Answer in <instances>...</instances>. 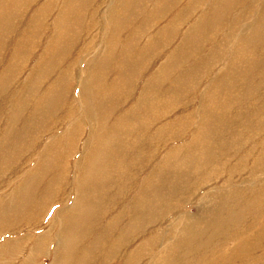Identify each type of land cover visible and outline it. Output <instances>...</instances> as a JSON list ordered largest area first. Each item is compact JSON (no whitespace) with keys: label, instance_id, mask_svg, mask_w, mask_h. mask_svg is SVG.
Masks as SVG:
<instances>
[{"label":"bare ground","instance_id":"1","mask_svg":"<svg viewBox=\"0 0 264 264\" xmlns=\"http://www.w3.org/2000/svg\"><path fill=\"white\" fill-rule=\"evenodd\" d=\"M24 1L34 3L32 16L27 21L30 25L25 31L26 35L13 36L6 42L7 36L10 38L8 32L14 24V15L24 8ZM60 1L61 7H56L57 2L54 3L52 0H46L43 3L39 0H0V50L1 47L8 45L9 51L3 62V69L0 70V96L5 98L0 101V108L6 106L9 110L6 120L8 124L19 120L23 122L17 127L19 133H16L11 141H8V135L0 134L2 137L0 139V172L5 171L6 163L14 157L24 162L39 157L31 173L27 175L29 185L16 192L8 191L6 197L0 196L1 208L11 196L13 201L18 198L20 204L24 205L20 211H14L11 217L5 216L0 211V229L2 230L0 236L6 235L4 243L0 244V264H14L13 259H17L16 264H35V258L48 251L50 252L48 256L52 259L50 264H158L161 258L165 264H179L180 259L192 255L191 248L199 237L205 234V230L199 232L194 225H188L186 222L183 225V220L176 217L168 219V216L179 210L181 205L193 202V198L196 197H198L199 207L219 204L222 208H227L226 213L217 221L225 220L228 223L236 216L238 221L241 220L240 217L247 219L249 214L246 204L252 201L250 209L252 224L248 225V228L252 229L253 233L250 240L240 242L238 249H244L239 253V262L236 264H264V224L262 223L264 152L260 155L258 153V160L254 159L256 156L254 151L255 148L257 149L260 136L259 129L264 126V108L256 107L249 110L255 118L253 122L245 121L248 117L243 112L237 117L240 128L241 126L249 128L239 132L240 136H245L243 139L246 140L245 146L239 143L242 140H239L238 134L237 138L230 141L228 150L225 143L214 146V143L205 144L204 141L206 135L211 134V128L225 123L230 125L232 122V119L225 121L219 117L227 108L223 105L224 100L221 99L219 103L221 113L217 111L218 107H213L217 105V98H223L219 96L218 90L233 93L236 89L232 86V80L235 79L246 84L255 81L264 83L259 80L264 78V46H262L264 6L258 10H244L243 14L256 16L254 21L247 22V26L244 25L251 28V32L246 41L238 40L239 48L231 52L232 58L224 70L226 76L224 88L216 86L206 92L204 98L212 97L209 100L212 107L208 112L201 108V117L196 123L192 142L166 149L170 144L168 140L180 134H176V130L162 132L161 129L164 128V125H161L162 121L167 123L166 125L173 124L175 127V123L181 122L180 127L184 126L185 130L187 128L190 130L192 127L187 124V121L193 117L178 115L176 119L172 118L171 122L167 118L160 117L161 113L167 112V98L163 92L167 91L172 95L189 92L205 74V69L206 72L209 71L207 65L212 63L209 62L212 59L210 54L215 53L213 57L222 54L220 48L213 47L208 52V58H204L199 65L188 68L183 65L192 60L191 57L195 58L204 48L205 35L200 33L199 29L205 27L209 30L215 25L218 26V17L221 14L215 10L211 14L212 22L208 25H190L189 31H195L186 32L177 47L176 54L173 53L169 62L171 73H162V66H159L154 74H150L151 80L148 81L149 84L141 92L140 97L136 98L138 102L135 107L128 109L127 111L130 112L124 117L120 116L121 119L115 123L111 122L112 129L106 132L105 125L115 118L123 96L127 95L126 99L131 98L132 90L127 88L125 95L122 84L125 83L130 88L135 87L136 81L147 75L149 70L144 71L146 67L149 64L150 68L152 67L151 60L154 59L153 52L156 50L154 47L162 44L154 40L148 41V44H141L139 31L127 27L131 11L137 13L138 18L146 21H150L149 19L155 16L154 8L147 3L149 0H107L106 2L109 3L105 6L110 5V8H106L105 19L107 20L104 24L110 33L106 38L105 48L100 52V58L97 59L98 56L95 55L96 57L93 56L89 61L86 73L83 75L85 87L81 90V101L88 104V109L86 108L84 112L91 121L89 123L91 126L88 129L84 128L81 134H78L75 130L77 127H74L66 134L65 139L59 140L67 145L65 157L59 159L56 157L59 148L56 141L47 145L42 155L37 142L42 139L44 132L42 130L48 126L49 129L52 128V131L56 126L55 123L61 122L65 112L57 113L55 116L43 118L41 116L48 109L64 110L61 104L67 100L65 94L62 98L66 91L64 87L67 85L68 88V83H65L67 72L76 66L79 60L80 51L74 49H76L75 44L83 38L79 34L80 23L77 22L81 16L76 17V14L84 5L94 6L95 11L100 10L102 6L96 4L98 1L103 3V0ZM60 1L58 0V3ZM223 1L218 0L216 8L224 5ZM117 3L121 5L122 10H118L117 15L109 14ZM164 3L166 2H159V4ZM193 5L192 3L190 7L192 8ZM166 11L167 9L161 10V12ZM183 12H187V8ZM82 14L84 15L83 12ZM185 17L187 16L179 14L169 20L167 26L163 28L167 29L163 30V34L172 35L182 26ZM34 21H36L35 25H33ZM45 22L51 24L49 28L52 30V39L46 41L44 38H39L40 48H42L40 56V50L37 51L32 44H35L34 32L37 33L42 24L46 26ZM140 24L143 26L142 23ZM146 26L150 31L153 24H149V28L148 25ZM42 28L45 29L44 26ZM197 43L199 48L194 47ZM149 48L153 52L147 55ZM8 57L9 60H7ZM223 58L224 54L221 59ZM30 59L35 61L28 62ZM6 60L9 62L5 63ZM241 67L246 68L245 72L238 73L235 78L232 72H238ZM112 73L113 76H111ZM21 75L26 77L25 84L23 82L20 89L12 90L6 87L9 80L13 81ZM49 80L51 83L48 82ZM168 80L169 86H165ZM95 81L97 84L93 88ZM160 89H163L164 95L160 93ZM37 94L53 100L42 102V97L36 96ZM99 99L101 103H97ZM174 104L177 111L182 110L180 108L183 106L177 104L176 100ZM93 105H96L97 109ZM98 109L101 111H98V115L92 113ZM234 109L232 112L230 104L227 110L229 116H233V113L242 107L234 106ZM132 116L134 119L131 121ZM22 117L24 119H21ZM184 117L185 120H182ZM125 121L127 123L124 125ZM166 127L171 128V126ZM255 127L258 128L255 129ZM152 128L153 130H150ZM14 129H16L15 125ZM87 130L89 134L86 138ZM213 133L217 136L219 130H213ZM77 142L84 145L85 151L86 149L89 151L85 152V158L79 157L77 160L78 167L83 168V172L77 176L76 188L74 187V191L69 194L64 191L67 187L65 180L68 173V164L65 159H68L72 153L75 155L79 147L76 145ZM262 144L260 143V148L264 147ZM30 150L33 152L28 156ZM133 152H137V155H131L126 159V156ZM156 154L161 155V161L156 162L158 164L156 167L155 164L151 167L148 163L155 162ZM205 154L208 157L227 154L231 155V158L223 161L220 157L218 162L212 163L210 160L205 161ZM246 155L247 157L243 160ZM15 167L14 170H17V166ZM51 167L54 169L52 176L47 173V169ZM151 169L154 171L148 173ZM43 176L53 179L46 188H42L40 183ZM15 177V172L10 175L11 180L16 183ZM220 190L226 193L221 200ZM62 203L67 206H60ZM54 206L59 209L50 216ZM256 209H260L261 217L254 214ZM184 218L186 220L187 216ZM211 218L215 219L214 213L211 214ZM46 224H48L47 230L42 231ZM229 226L217 229L221 239L231 237V233L226 231ZM31 230L38 234L33 238L26 237V233ZM159 234L162 238H166L161 251H157L160 243ZM176 236L178 238L174 240ZM218 240L216 233H210L206 235L205 242L199 248L207 250V243L212 245ZM54 241L55 245L51 246ZM26 250H29V253ZM208 251L216 253L212 249ZM258 251L261 255L257 254Z\"/></svg>","mask_w":264,"mask_h":264},{"label":"rangeland","instance_id":"2","mask_svg":"<svg viewBox=\"0 0 264 264\" xmlns=\"http://www.w3.org/2000/svg\"><path fill=\"white\" fill-rule=\"evenodd\" d=\"M45 1L46 0H39L40 3H43ZM52 1L54 3L57 2L56 7L62 6V2L60 0H59L60 3H58V0H52ZM106 1L107 0H103V3L98 1V3L96 4L97 6H102L100 10L95 11L93 10L94 6L84 5L78 11V14H76V17L81 16L80 20H78L77 22L80 23L78 26L79 34L80 36H83V38H80L81 40L75 44L76 49L74 50L80 51V57H79L78 62L76 63V66H73L72 68H70L69 71L67 70L68 71L67 72L68 74L67 82L65 83L66 84L68 83V88H67V85L64 87L66 88V91L63 90L65 91V93H63L62 95V98H63L65 94L67 100L65 101L64 104H61L62 109L64 110L61 111L60 109H55V108H53L52 110L48 109V111H46V113L41 116V118H43L45 116H55L57 113L61 114L63 111L65 112L64 116L62 117L63 119L60 120L61 122H56L55 123L56 126L54 127L52 131H51L52 128L49 129L48 126L46 128L48 130H46L45 128L42 130L44 131L42 133V139H40V141L37 142V147L40 148L41 155L45 152V147L47 145H50L52 141H56V145H59L56 157L59 159L62 157H65L67 145L63 144L64 142L62 141L60 142L59 140L65 139L66 134L70 132V130H72L74 127H77L75 128V130L78 132V134H81L84 128L88 129V127L91 126L89 125L91 121L88 120V117L84 112L86 108L88 109V104L86 102L84 103L83 101H81L82 100L81 90L85 87V85H83V82H84L83 75L86 73L87 65H89V61L93 58V56L95 58L96 57L95 55L98 56L97 59L100 58L99 56L100 52L103 51V49L105 48L106 38L108 34L110 33V31H108V27H105V24H104V22H106L107 20V18L105 19V12L107 11L106 8H110V5L105 6L107 3H109ZM217 1L218 0H165L163 2H166V3L163 5V4H159L160 1L158 0H149V2L147 3L151 8H154L153 11L155 13V16L152 19H149L150 21L142 20L140 19V17L138 18V14L137 13L135 14L134 11L130 12L131 14L128 16L130 22H128L129 25H127V27L131 29H137L139 31L140 33L139 40L141 39L140 43L148 44V41L154 40L156 42L160 41L157 43H162V44H158V47L155 46L154 49L156 50L154 52L150 48L146 52L147 55L150 52H153L155 54L153 57L154 59L151 60L152 67L150 68V64H149L144 70V71L149 70L147 75L139 78L138 80L136 79L137 81H136L135 87L130 88L127 84L126 85L125 83L122 84L124 91H125V95H126L127 88L132 90V91L130 90L131 98L126 99L127 95L126 97L123 96V99L124 100L126 99V100L123 101L122 99L120 101L121 103H120L119 111L115 113L116 116L114 119H112L113 121L109 122L111 125L109 123H106L105 125L106 132H110V130L112 129L113 124L111 122L115 123L117 120L121 119L119 118L120 116L124 117L130 112V111L129 112L127 111L128 109H130L131 107H135V105L138 102L136 98L140 97L141 92L144 89H146L145 87L149 84L148 81L151 80V77L149 76L150 74H154L159 66H162V70H161L162 73H165V74H167V72L169 74L171 73L169 62L171 60V57L174 54H176L177 47L179 46V43L185 37L186 32L190 30V27H191L190 25L210 24L212 22L211 14L214 13L215 10H218L221 14L220 17H218L219 25L218 26L215 25L213 29H209V30H206L205 27L204 29H199V32L205 35L206 42H205L204 48L196 56L197 58L191 57V59L194 61L190 60L188 62L189 64L184 63L183 65L186 68L190 66H194V65L196 66L199 65L203 61L204 58H208V52L213 47L220 48V52L222 54H219L218 56L215 55L214 57H213V54L215 53L210 54L212 59L209 62H212V63L207 65V68L209 71L206 72V69H205V74L199 78V81L194 85L193 88L190 89L189 92L180 93L178 95H172V94H169V92L167 91L163 92V89H160V93L163 92L167 98V112L161 113L160 117L167 118L168 120H170V122L172 118L174 120L176 119V116L178 115H183L185 117L186 116L193 117V119H190L189 121H187L188 119L186 120L187 124H190V126L192 127L190 130H187L188 128L185 130L184 126L180 127L179 124L181 122L175 123L176 125L175 127L173 124L166 125L167 123L162 121L161 125H164L163 130L161 129L162 132H165L166 130L173 132L176 130V134L178 133L180 134L179 136L172 137L173 139L170 138L168 140L170 144L169 146L166 147V149H171V147H174V148L179 147L182 145H186L189 142H192L193 140L192 136L195 134V131H196V125H197L196 123H198V119H200L201 117L200 116L202 112L201 108H203L206 112H208L211 110V107H212L209 104V100L212 97L204 98V96L206 95V92L212 87H216V86H219L221 89L224 88V81L226 80L224 70H225L226 64L232 58L231 52L237 47L239 48L238 40L246 41V38L249 36V33L251 32V28L245 27L244 25L247 26V22L249 23V22L254 21L256 19V16H254L253 14H247V15L243 14L244 10L245 9L258 10V9L263 8L264 6V0H257V1L248 0V2H246V0H234V1L224 0L223 1L224 5L216 8L215 5ZM26 2L28 1H24L25 3L24 8L18 13H16V15H14V24L16 26L14 24L11 26V29L8 32V35L10 36V38L7 36V38L5 39L6 42L11 40L13 36L21 37V36L26 35L25 31L28 29V26L30 25V22H27V21H29L30 16H32V9L34 6V3L28 2L26 4ZM192 3L194 5L191 8L190 5ZM186 8H187V12H183L186 10ZM165 9H167L166 12H161V10H165ZM118 10H122V7L121 5L117 3L114 6V8L110 10L111 12L109 14L117 15ZM136 10H138L137 7H136ZM81 11L84 13V15L82 14ZM241 13L242 15H240ZM179 14H181V16L182 15L187 16L185 17L186 19L182 21L183 22L182 26H180L179 29L174 31L172 35H169V36L164 35L163 32L166 31L167 29H163V28L167 26V23L169 22V20L175 18L176 15H179ZM53 15L55 14L53 13ZM83 16H84V21H83ZM161 19H163V21H161ZM35 22L36 21H34L33 25H35ZM45 23H46V26L42 24V27L44 26L45 29L41 27V29L38 30L37 33L34 32L35 44H32V45L33 47L37 48V51L42 49L40 48L39 38L41 39L44 38V40L46 41H50V39H52V30L51 28H49L51 24L50 22L49 23L45 22ZM140 23H142L143 26ZM149 24H153V27H151L150 31L147 30V26H146L148 25V28H149ZM194 31L195 30L189 31V32L193 33ZM207 33L210 35L208 36ZM248 44L250 43L248 42ZM188 45L191 46L190 44ZM262 46H264V43L262 44ZM194 47L199 48L200 46L197 43L196 45H194ZM1 48L2 49L0 50V55H1L0 70L3 69V65H4L3 62L6 59V55H8L9 53L8 45L1 47ZM223 54H224V58L221 59ZM39 55L40 56L42 55V50L39 51ZM35 59H30L28 60V62L30 61L34 62ZM7 60H9V57L7 58ZM7 60L5 61V63L9 62V61L7 62ZM113 67L114 68L116 67L115 63ZM245 70H246L245 67H241L238 69V72L235 71L232 73L235 75L234 77L236 78L238 73H244ZM113 75L114 74L112 73L111 76ZM25 77L26 76L21 75V76H18L17 79L15 78L13 81L9 80V84L8 85L6 84V87L11 88L12 90L20 89L21 84L25 81ZM110 80H113V79H110ZM259 80L264 81V78L259 79ZM109 81L107 82L108 84H109ZM48 82L51 83V80H49ZM232 83H233L232 86H234L236 91H233V93H224V91L218 90L219 96L223 98H217L218 99L216 100L218 101L217 105H214L213 107H218L219 109L217 111L221 113L219 103L221 102V99H222L224 100L223 105L227 106L225 110L226 113L230 107V104H231L232 112L235 110L234 106H240L242 107V109L236 110L233 113V116H229L230 115L229 113L227 114L225 112L222 113L219 117H221L225 121L232 119L231 124L228 125L227 123H225L220 126H214V128H211L212 129L210 131L211 134H207L204 139L205 144L214 143V146H218L219 144L225 143L227 145L226 150L229 149L230 141L234 139L237 136V134H238L239 140H242L239 143L245 146L246 140H243L245 136H240L239 132L240 131L243 132L244 128L246 129H249V128L245 126L243 127L241 126L240 128V126H238L236 119L239 116V114L243 112L244 115L245 116L247 115L246 117H248L245 121L250 120L251 122H253L255 118L252 115V112L250 113L249 110L254 109L256 107L258 109L264 108V83H259L255 81L253 83L246 84L243 81L239 82L237 79L232 80ZM95 84H97L96 81L92 85L93 88ZM44 85L46 84L44 83ZM100 85L102 87V84ZM165 86H169V80L168 82L167 81L165 82ZM42 94L36 95L38 97H42L41 98L42 102L53 100L49 98H44L43 96H41ZM2 100H5V98L4 96L1 95L0 101ZM174 100L177 101V104H181L183 106L182 108H180L182 109L181 111L183 112H181L180 110L177 111L178 109L174 104ZM67 103L68 105L70 104L71 105L68 106ZM97 103H101V99H99ZM201 103H203V105H201ZM65 104L67 106H64ZM93 107L97 109L96 105H93ZM98 111L101 112L100 109H98L97 111L92 112V113H94L95 115H98ZM235 113H237V115ZM27 114L28 112L26 111V117H27ZM206 114L202 117L203 119L205 118ZM8 116H9V110L6 108V106L1 107L0 108V134L8 135V141H11L12 139H14L15 134L19 133V131L17 130L18 129L17 127H19V125H22L23 122L19 120L18 122H15V123L12 122L11 124H8L6 121ZM185 117L182 120H185ZM21 119H24V117H22ZM130 119L132 121L134 117L132 116ZM194 120L195 122H193ZM80 123H82L83 125ZM123 123L125 125L127 122L125 121ZM48 124L50 125V123ZM95 124L97 125L98 123H95ZM14 125L16 129H14ZM166 126H171V128L169 127L167 128ZM185 127H187V125H185ZM257 128L258 127H255V129ZM40 129H42L41 126H40ZM150 130H153V128ZM213 130H219V133L217 136L214 135ZM232 130L234 131V134ZM259 130H260V136L258 138L257 149L260 148V143H263L262 145L264 146V139H263L264 138V126H261ZM88 134H89V130H87L86 138ZM253 137H255V135H253ZM1 138L2 137L0 136V139ZM146 139L152 140V138H147V137ZM76 145H78L79 147L76 152L74 151L75 155H73L72 153V155L68 159H65L66 163L68 164V173H67V179L65 180V182H67L66 183L67 187L64 191L68 192L69 194L74 191V187L76 185L75 183L77 182V176H80V174L83 172V168L78 167L77 160L79 159V157H84L85 152L88 153L89 151L88 149H86L85 151L84 145H81V143L79 142H77ZM88 148L89 149L91 148V144L89 145ZM257 149L255 148V151H254L256 155L254 157L255 160H258L259 155L264 152V147H261L259 151ZM32 152L33 150H30L28 153V156H30ZM131 155L136 156L137 152L128 154L126 156V159ZM86 156H88V154H86ZM155 156L156 158L158 156L157 159L154 158L155 162L152 161V163L151 162L148 163L149 165H151V167L153 166V164H155V167H156L158 165L156 162L158 160L161 161L160 154L159 155L156 154ZM220 157L223 161H227L228 159L230 160L231 155H227V154L220 155L219 154L217 156L212 155V157H208L205 154V161L210 160L212 163L218 162L220 160ZM246 157L247 155L243 158V160ZM38 158L39 157L31 159V161L29 162L28 161L24 162V161L18 160L19 158L14 157L9 162H7L5 171H3L2 173L0 172L2 175V178L0 179V196L4 195L3 197H6V194L8 191L16 192L18 189L27 187L30 183L27 178V175L28 173H31V170L34 168V165ZM145 161L148 162L147 160ZM15 166H17L18 168L17 170H14L16 168ZM152 171L154 170L151 169L150 171H148V173ZM14 172L16 176L15 177L16 183L10 178V175H12ZM47 173L48 175L52 176L54 173V169L52 167L47 169ZM247 174H242V175H247ZM143 175H145V173H143ZM51 179L52 178L51 177L49 178V176H43L40 182L42 188L44 187L46 188L51 183ZM220 191L222 193V197L220 198L221 200L226 195V193L223 190H220ZM197 199L198 197L193 198V202L181 205V208H179V210H177L175 213L169 214L168 219L176 217V219L183 220V225H184V222L188 223V225H194L197 228L196 230L199 232L206 230L207 232L206 235H210V233H216L219 240L218 242H215V244H212V245H210V243H207V250H204L202 248H199V246L205 242L206 236H204V234L201 235L198 241L195 243V245L191 248L193 250L192 255H189L188 257H183L182 259H180L179 264H236L238 263L239 253L242 252V250L244 249V248L238 249L240 248L239 244L241 241L244 243L247 240H250L251 233H253V230L252 229L249 230L248 228V225L252 224V214L250 212V209L252 207L253 202L249 201L246 204L248 214H249L247 219H243L242 217H240L241 220L238 221L237 216L233 217V222H232L233 226L230 225L226 229V231H228L227 233H231L230 234L231 237L230 238L223 237L221 239L220 235L217 234L216 227L214 226V223L216 222L215 219L210 218L209 216L212 213L215 214V211L220 210V208L223 210H227V208H222L219 204L199 207L200 204L197 203L198 201ZM12 201H13V196H11L6 202H4V204L2 205V208L0 207L1 213L5 214V216L11 217V214L14 211H20L22 207L24 206L23 204H20V201L18 198H16L15 201L13 202ZM60 206L65 207L67 206V204L62 203ZM56 209H59V208L57 206H54V208L52 209V212L50 213V216L54 214V211ZM254 214H256L257 217H261L260 209L254 210ZM186 216L187 218L185 220L184 217ZM47 219H52V218H47ZM50 223L53 225L52 222ZM262 223L264 224V215L262 218ZM219 227H222V225L220 224ZM47 228H48V224H46V226L42 229V231L47 230ZM0 231L2 230L0 229ZM26 234H27L26 237L33 238L38 233L34 232V230H31V231H28ZM22 235H24V233ZM15 236L18 237V235H15ZM8 238H10V236H8ZM177 238L178 236L174 237L173 239L176 240ZM5 239H6V235L0 236V244L4 243ZM165 239L162 238L159 234L160 243L158 244L157 251L162 250V248L164 247L163 242ZM54 245H55V241L52 243L51 246H54ZM208 249L210 250L212 249V251L216 253L213 254L210 251H208ZM26 251L29 253V250H26ZM250 251L252 253V248H250ZM49 253L50 252L48 251V253L46 252V253L40 254L37 258H35L34 263L35 264L52 263L51 256H48ZM180 253L181 252H179V254ZM235 254H236V257H235ZM257 254L261 255V252L258 251ZM156 257L157 255L155 256V258ZM13 260L15 261L14 264L18 262L16 261L17 259H13ZM160 262L161 264H165V261L162 258L157 263L159 264Z\"/></svg>","mask_w":264,"mask_h":264},{"label":"crops","instance_id":"3","mask_svg":"<svg viewBox=\"0 0 264 264\" xmlns=\"http://www.w3.org/2000/svg\"><path fill=\"white\" fill-rule=\"evenodd\" d=\"M158 1H161V0H158ZM162 1H165V0H162ZM165 4V3H164ZM163 4V5H164ZM226 211L227 210H223V209H221L220 208V210H217V211H215V221H217V220H219V218H221V216H223L225 213H226ZM210 218H211V214H210V216H209ZM233 220L230 222V223H228V222H226L225 220H221V221H219V222H216V229H218V228H224V227H226V226H228V225H231V226H233ZM222 225V227H219V225ZM197 229V228H196ZM206 234H207V232H206V230H205V234H204V236H206Z\"/></svg>","mask_w":264,"mask_h":264}]
</instances>
